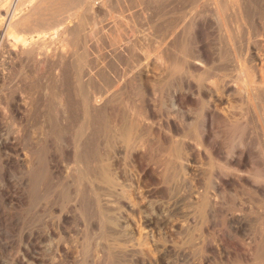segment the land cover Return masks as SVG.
Segmentation results:
<instances>
[{"label": "rangeland", "instance_id": "rangeland-1", "mask_svg": "<svg viewBox=\"0 0 264 264\" xmlns=\"http://www.w3.org/2000/svg\"><path fill=\"white\" fill-rule=\"evenodd\" d=\"M224 1L0 0V264H264L258 107L217 91L241 90L248 65L264 82V0H244L243 23L229 7L225 24L211 11ZM61 18L82 28L76 45L36 42ZM57 48L61 66L48 58ZM227 120L245 126L233 157Z\"/></svg>", "mask_w": 264, "mask_h": 264}, {"label": "bare ground", "instance_id": "bare-ground-1", "mask_svg": "<svg viewBox=\"0 0 264 264\" xmlns=\"http://www.w3.org/2000/svg\"><path fill=\"white\" fill-rule=\"evenodd\" d=\"M79 1H81V0H79ZM212 1H214V0H212ZM7 2V1H6ZM78 2V1H77ZM215 2H217V1H215ZM8 3H9V0H8ZM7 3V4H8ZM220 3V4H219ZM221 3H223V2H218V3H214L213 4V7H212V13H213V15L215 14V18L216 19H218V20H222V22L225 24V20H224V18L226 17V12H228L227 11V9H230L229 7H231L232 9H233V7H236V9L238 8V10H239V16H238V13H237V16H236V19L238 18V19H242V21L241 20H239V21H241L242 23H243V19H244V13L243 12H245L246 10V3H244V0H243V2L242 1H240V0H228V1H224V3L223 4H221ZM228 3V4H227ZM73 4V3H72ZM224 4H227V5H224ZM5 5V4H4ZM66 5V4H65ZM80 7V10L81 9H83V8H81V5H82V2L80 3L79 2V4H78ZM77 4L75 5V6H78ZM89 5V4H88ZM63 6V5H62ZM71 6V5H70ZM83 6V5H82ZM233 6V7H232ZM68 8V7H67ZM78 7H76V9H77ZM78 8V9H79ZM75 9V8H74ZM74 9H72L73 10V13H74ZM77 9V10H78ZM236 9H233V11H235ZM57 10H58V8H57ZM62 11H63V9H62ZM69 12H71V11H69ZM69 12H68V14H69ZM81 12V11H80ZM79 12V13H80ZM76 13H78L77 11H76ZM235 13V12H234ZM62 14V13H61ZM234 15V14H233ZM235 15H236V13H235ZM70 16H71V14H70ZM75 16H76V14H75ZM252 16V15H251ZM54 17V16H53ZM56 17V16H55ZM77 17V16H76ZM240 17V18H239ZM246 17H248L247 16V14H246ZM69 18V17H68ZM75 18V17H74ZM253 18V17H252ZM251 18V21L253 20ZM235 19V18H234ZM246 20L248 19V18H245ZM245 19H244V21H245ZM61 20H63L62 22L64 23V18H61ZM224 20V21H223ZM249 20V19H248ZM256 20V19H255ZM255 20H254V24H255ZM67 21V20H66ZM239 21H237L238 23H239ZM62 22H59V23H57L55 26L53 25V26H51L50 27V29H52V33H50L48 30V32L47 33H45L44 32V34L43 35H39L38 34V38H37V40H36V42H43V41H45V39L47 38V36H49L50 38H51V40H53V39H55V40H57V41H64V40H67L66 39V37L68 36V35H71V37L73 38V43H75V45H76V43H77V40H79L78 39V37H79V35H78V30H80V29H82V28H80V25H79V27L78 28H75L74 26V28H72V26H66V22L64 23L65 24V26H64V28H63V23ZM81 22H83V21H81ZM218 22V21H217ZM189 23V22H188ZM221 22H218V24H220ZM236 23V22H235ZM253 23V22H252ZM252 23H251V25H252ZM82 24V23H81ZM222 24V23H221ZM224 24H222V26L224 25ZM230 24V23H229ZM51 25V24H50ZM69 25H71V24H69ZM149 25V24H148ZM234 25V24H233ZM82 26V25H81ZM220 26V25H219ZM238 26H239V28H240V25L239 24H237V28H238ZM242 26V25H241ZM249 26H250V23H249ZM225 27V25L223 26V28ZM226 27H228L229 28V26H226ZM245 27V26H244ZM247 27V26H246ZM222 28V27H221ZM235 28H236V25H235ZM236 28V29H237ZM242 28H243V26H242ZM10 29H12V27L10 28ZM78 29V30H77ZM226 29V28H225ZM245 29V28H244ZM228 30V29H227ZM226 30V31H227ZM223 31V30H222ZM230 31V30H229ZM79 32H81V31H79ZM247 32H249V31H247ZM43 33V32H42ZM114 33V32H113ZM227 33V32H226ZM241 33V32H240ZM239 32L238 33H236V35L238 36V34H239V37H240V34ZM249 33H251V32H249ZM248 33V34H249ZM6 34H7V32H6ZM80 34V33H79ZM247 34V33H246ZM10 35V37H11V39L12 40H15L14 42H16V43H18V44H23V46L24 45H26V43H27V41H28V39L26 38V37H23V36H20V35H18L17 33H11V34H9ZM226 35V34H225ZM232 35V34H231ZM231 35H230V37H231ZM250 35V34H249ZM251 35H252V33H251ZM116 36H117V34H116ZM53 38V39H52ZM71 38V39H72ZM226 38V37H225ZM48 39V38H47ZM46 39V40H47ZM118 39V38H117ZM130 39V38H129ZM139 39V38H138ZM168 39V38H167ZM232 39V38H231ZM70 40V39H69ZM112 40H115V38L114 39H112ZM135 40V39H134ZM54 41V40H53ZM72 41V40H71ZM118 41H120V40H118ZM118 41H116L115 40V44L116 43H118ZM249 41V40H248ZM65 42V41H64ZM81 42V41H80ZM111 42V41H110ZM249 42H251V41H249ZM70 43H72V42H70ZM98 43V42H97ZM230 44V43H229ZM228 44V45H229ZM74 45V44H73ZM71 48V47H70ZM250 48V47H249ZM248 48V49H249ZM184 49H185V47H184ZM19 50V49H18ZM23 51V50H22ZM61 51V49H56L55 51H52V53H48L49 55H48V58H50V59H52L53 61H54V63L55 64H60V66H61V64L64 62L65 63V61H66V59H67V55H65L63 52H65V51H63L62 50V52H60ZM183 51V50H182ZM181 51V52H182ZM25 52V51H24ZM185 52V51H184ZM183 52V53H184ZM18 53V52H17ZM63 53V54H62ZM200 53V52H199ZM160 55H161V53H160ZM163 57L165 58L166 57V54H164L163 53ZM168 55V54H167ZM202 55H203V53H202ZM201 55V56H202ZM185 57V56H184ZM184 57H182L183 58V60L185 59ZM227 57V56H226ZM247 57V56H246ZM169 58V57H168ZM182 58H181V63L180 64H183L182 63ZM201 58V57H200ZM150 59H151V57H150ZM160 59H162V56H161V58ZM166 59V58H165ZM170 59V58H169ZM187 59V58H186ZM252 59V58H251ZM178 60V59H177ZM196 60H197V58H196ZM202 60V59H201ZM254 60V59H253ZM165 61V60H164ZM178 61H180V60H178ZM229 61V60H228ZM245 62L246 63V61H248V63L250 62L249 61V57L247 58V59H245V60H242V62ZM77 62V61H76ZM160 62V61H159ZM171 62V61H170ZM176 62V61H175ZM254 62V61H253ZM251 63V64H254V63ZM184 63H185V61H184ZM197 63V62H196ZM199 63V62H198ZM80 64V63H79ZM243 64V63H242ZM247 64V63H246ZM256 64V63H255ZM77 66V65H76ZM184 66V65H183ZM246 66V65H245ZM244 66V67H245ZM248 66H250V67H248ZM245 69H244V67H243V71H242V73L240 74L241 75V77H240V75H238L240 78H241V81H243V85L241 86L242 88H241V90H239L240 88H238V89H235L234 87H232V86H230V85H228V84H223V86L221 85V87L217 90L218 92H219V90H220V92L219 93H222V98L221 99H230L231 98V96H233L234 94H238V95H242V94H244V95H246V99H247V103H245V104H248L250 107H252V108H254L255 107V105L258 107V110H256L257 111V114H255V115H257V119L259 120L258 122H260V124L262 125V126H260L262 129H263V133H264V102H263V96H264V82L262 83L261 82V84H258L257 82H255L254 81V79L257 77L258 78V71L260 70V66H259V69H257L256 67H257V65H256V67L254 66V65H248ZM174 67H175V65H174ZM181 67H182V65H181ZM175 68H177V67H175ZM175 68H174V70H175ZM173 69V68H172ZM183 69V68H182ZM147 71L149 70L148 68L146 69ZM178 70H180L179 68H178ZM241 70V69H240ZM264 69H262L259 73H261L262 71H263ZM175 71H177V70H175ZM226 71V70H225ZM213 72V71H212ZM240 72V71H239ZM180 73V72H179ZM191 73V72H190ZM194 73V72H193ZM140 74V73H139ZM173 74H174V72H173ZM221 74V73H220ZM239 74V73H238ZM212 75V74H211ZM201 76H203V75H201ZM205 76V75H204ZM237 76V77H238ZM200 77V76H199ZM239 77L237 78V79H239ZM158 78V77H157ZM194 78V77H193ZM56 79V84H60V81H61V79H60V76L58 75V77L57 78H55ZM201 79V78H200ZM81 80V79H80ZM210 80V79H209ZM90 81V80H89ZM202 81V80H201ZM238 81H240V79L238 80ZM237 81V82H238ZM240 81V82H241ZM256 81H257V79H256ZM258 81H259V78H258ZM88 82V81H87ZM86 82V83H87ZM199 82V81H198ZM218 82V81H217ZM216 82V83H217ZM233 82V81H232ZM235 82V81H234ZM260 82V81H259ZM83 83V82H82ZM200 83V82H199ZM79 84H80V82H79ZM241 84V83H240ZM82 85V84H81ZM219 85V84H218ZM60 86V85H59ZM90 86V85H89ZM154 86V85H153ZM220 86V85H219ZM58 87V86H57ZM85 87V86H84ZM150 87V86H149ZM240 87V86H239ZM61 88V87H60ZM142 88V87H141ZM153 88V87H152ZM214 88H215V86H214ZM217 88H218V86H217ZM91 89V88H90ZM149 89V88H148ZM141 90V89H140ZM144 90V89H143ZM83 91V90H82ZM87 91V90H86ZM144 92V91H143ZM152 92V91H151ZM84 93V92H83ZM148 93V92H147ZM82 94V93H81ZM139 94V93H138ZM84 96H86L85 94H83ZM148 95V94H147ZM88 98V97H87ZM86 98V99H87ZM84 99V98H83ZM85 99V100H86ZM90 99V98H89ZM111 99V98H110ZM245 99V100H246ZM88 101V100H87ZM92 101V99L90 100V102ZM96 102V103H95ZM232 102V101H231ZM85 103H86V101H85ZM85 103H84V106L86 107V105H85ZM98 102L97 101H95L94 100V103H92V104H97ZM108 103V102H107ZM146 105H144L145 107H146V109H144V113H151V112H153L152 111V104L151 103H149V101L146 103V102H144ZM143 104V103H142ZM91 105V104H90ZM90 105L88 106V103H87V107H89V109H90V112H91V110L96 106H93V108L91 109L90 108ZM107 104H105V106H106ZM104 106V107H105ZM232 106H233V104H232ZM237 106V105H236ZM254 106V107H253ZM86 107V108H87ZM91 107H92V105H91ZM101 107V106H100ZM235 107V106H234ZM98 108V107H97ZM96 107H95V110H92V115H93V112L94 113H96L97 111H98V109H97ZM109 108V107H108ZM88 109V108H87ZM67 110V109H66ZM86 110V109H85ZM97 110V111H96ZM254 111H255V108L253 109ZM135 111V110H134ZM143 111V110H142ZM142 111H140L139 113L141 114V112ZM89 112V111H88ZM134 114V113H133ZM229 114V113H228ZM88 115L90 116V114L88 113ZM88 115H87V117H88ZM91 115V116H92ZM144 117V116H143ZM90 118V117H89ZM88 118V119H89ZM149 118V117H148ZM141 120V119H140ZM235 120V119H234ZM228 121V124L226 125V123H224V122H222V123H224L222 126H224V132L225 133H227V136H229V137H226V138H229V140L228 139H226L225 138V141L226 140H228L226 143H229V144H227V147H228V153L230 154H232V157H233V153H235L234 151H235V149H236V147L238 146V144H247V143H245V140L243 141V138L242 137H240V135H241V133L243 132V130H244V132H245V129H244V127L245 126H243L244 124H242L243 122H232V121H230V120H227ZM230 121V122H229ZM219 122V121H218ZM138 124V123H137ZM117 125V122H116V124H115V126ZM132 125H134V124H132L131 123V128H132V130H131V128L130 127H128L130 130V132L128 131V129H127V132H125L126 134H125V136H124V142H125V140H127V145H129L128 143H129V141H130V139L132 140V132L134 133V135H136V132H134V127H132ZM114 126V128H116ZM139 126V125H138ZM208 126V125H207ZM118 127H119V125H118ZM122 126L120 125V129H122L121 128ZM198 128H200V127H198ZM197 128V129H198ZM210 128V127H209ZM119 129V130H120ZM196 129V130H197ZM123 130V131H122ZM121 131H120V133H124V130H125V128L124 129H122ZM136 130V129H135ZM172 130V129H171ZM195 130V129H194ZM199 131V130H198ZM197 131V132H198ZM117 132H118V129H117ZM200 132V131H199ZM198 132V133H199ZM244 132H243V134H244ZM262 132V131H261ZM137 133H138V130H137ZM119 134V133H118ZM118 134H116L117 136H118ZM200 134H201V132H200ZM122 135V137H123V135L124 134H121ZM199 135V134H198ZM197 135V136H198ZM239 135V137H237ZM117 136L115 137V138H117ZM219 136V135H218ZM221 137H222V135H220ZM243 136V135H242ZM264 136V135H263ZM119 137V136H118ZM134 138L136 137V139L138 138V136L136 135V136H133ZM141 137V136H140ZM200 143H203V142H206V141H210L209 140V138L211 137L206 131H205V133H204V131H203V134L202 135H200ZM240 138H242V140L240 139ZM118 139V138H117ZM136 139H134V140H132V141H135ZM199 139V138H198ZM222 139V138H221ZM119 140H121V137H120V139ZM118 140V141H119ZM143 140V139H142ZM224 141V142H225ZM132 142L130 141V144H131ZM135 143L133 142V149H135V147L137 146V144H135ZM141 144V143H140ZM202 145V144H201ZM205 145H208V144H205ZM204 145V146H205ZM131 146V145H130ZM135 146V147H134ZM216 146H218V143H216V144H209L208 145V149L206 148V152H207V150H209V152H210V154H211V158H213L214 157V155H213V153H214V150L217 148ZM220 147V146H219ZM143 148V147H142ZM174 148V147H173ZM222 148V147H221ZM132 149V148H131ZM170 149V148H169ZM177 149V148H176ZM182 149V148H181ZM174 150H175V148H174ZM180 150V149H179ZM181 151V150H180ZM180 151H179V155H180ZM217 151H219V150H217ZM178 152V151H177ZM177 152H175V153H177ZM171 153H174V151L173 152H171ZM217 152L215 151V153L214 154H216ZM219 153V152H218ZM168 154V153H167ZM169 155H170V152H169ZM175 155V154H174ZM178 154H176V156H177ZM89 157V156H88ZM140 157V156H139ZM142 157V156H141ZM216 157V156H215ZM238 157V156H237ZM169 158H170V156H169ZM168 158V159H169ZM178 158H179V156H178ZM178 158H177V161H178ZM214 159H216V158H213V160ZM237 159V158H236ZM165 160V159H164ZM180 160V159H179ZM212 160V159H211ZM217 160V159H216ZM219 160V159H218ZM246 160H247V155H246V153H245V151H243L241 154H240V156L238 157V159L236 160L237 161V163L240 165V164H243L244 162H246ZM169 160H167V162H168ZM220 161V160H219ZM138 163H139V165H142L143 166V159H138V161H137ZM163 162V161H162ZM218 162V161H217ZM263 162V161H262ZM88 163V166H89V164H91L89 161L87 162ZM170 163V162H169ZM213 163L215 164V162L213 161ZM234 163V162H233ZM168 164V163H167ZM171 164H172V160H171ZM219 164V163H218ZM217 164V165H218ZM226 164V163H225ZM246 164V163H245ZM210 165V164H209ZM221 165V164H220ZM227 165V164H226ZM92 166V165H91ZM228 167H229V165H227ZM227 166H225V167H227ZM221 167H222V165H221ZM142 168V167H141ZM223 168H224V165H223ZM222 168V169H223ZM254 168V167H253ZM144 169V168H143ZM154 169V168H153ZM228 170V171H233V172H236L237 171V169L236 168H234V167H230L229 169L228 168H224L223 170ZM241 170V169H240ZM252 170V169H251ZM255 170V169H254ZM143 171H145V173H147L148 171H150V169L148 168L147 170H143ZM105 172H107V171H105ZM104 172V173H105ZM152 172V171H151ZM238 172V171H237ZM246 172H252V171H246ZM85 173V172H84ZM87 173H89V172H87ZM226 173H228V172H226ZM240 173V172H239ZM93 174V173H92ZM107 174H109V176H110V173H107ZM107 174L105 173V174H103L106 178L104 179V180H106L107 178V180H106V183L107 182H109L110 184H112L113 182H110V181H113V180H115L112 176L110 177V178H113L112 180L107 176ZM144 174V173H143ZM207 174V173H206ZM251 175H253L254 177H255V179H257L258 180V182L260 181V182H264V172H262L261 171V169L260 170H258V169H256V171H254V173H251ZM89 176H90V174H89ZM234 176V175H233ZM241 176V175H240ZM82 177V176H81ZM87 177V176H86ZM101 177H102V175H101ZM90 178H91V176H90ZM102 178H104V177H102ZM101 178V180H103ZM149 178V177H148ZM247 178V177H246ZM95 179L96 178H94V181H95ZM97 180H99L100 181V178H98ZM104 180H103V182H104ZM256 180V181H257ZM244 183V182H243ZM80 184V183H79ZM114 185V184H113ZM217 199V198H216ZM207 200H209V199H207V197L206 196H204L203 198H202V202L205 204H207ZM129 205V204H128ZM147 219H148V217H147ZM146 219V223L147 224H151L152 223V221H151V219H149V220H147ZM104 221V220H103ZM109 221H111V220H109ZM141 222V221H140ZM126 231V230H125Z\"/></svg>", "mask_w": 264, "mask_h": 264}]
</instances>
